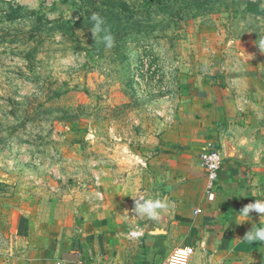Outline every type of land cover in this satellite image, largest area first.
<instances>
[{
  "label": "rangeland",
  "instance_id": "obj_1",
  "mask_svg": "<svg viewBox=\"0 0 264 264\" xmlns=\"http://www.w3.org/2000/svg\"><path fill=\"white\" fill-rule=\"evenodd\" d=\"M201 77L264 108V0H0V264L94 214L145 217Z\"/></svg>",
  "mask_w": 264,
  "mask_h": 264
},
{
  "label": "crops",
  "instance_id": "obj_2",
  "mask_svg": "<svg viewBox=\"0 0 264 264\" xmlns=\"http://www.w3.org/2000/svg\"><path fill=\"white\" fill-rule=\"evenodd\" d=\"M198 81L159 135L146 216L103 212L35 234L26 264H161L178 246L191 248L188 264H264V108L241 105L214 77ZM210 148L223 157L211 199L200 158Z\"/></svg>",
  "mask_w": 264,
  "mask_h": 264
},
{
  "label": "built area",
  "instance_id": "obj_3",
  "mask_svg": "<svg viewBox=\"0 0 264 264\" xmlns=\"http://www.w3.org/2000/svg\"><path fill=\"white\" fill-rule=\"evenodd\" d=\"M206 178V193L213 198V188L217 186V178L222 167L223 157L217 148H210L200 156ZM191 248L188 246L176 247L161 264H188ZM76 264H83L79 259Z\"/></svg>",
  "mask_w": 264,
  "mask_h": 264
}]
</instances>
